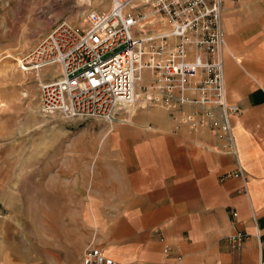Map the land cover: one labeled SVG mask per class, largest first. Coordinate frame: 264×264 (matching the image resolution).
I'll use <instances>...</instances> for the list:
<instances>
[{
    "label": "crops",
    "instance_id": "0c3cea01",
    "mask_svg": "<svg viewBox=\"0 0 264 264\" xmlns=\"http://www.w3.org/2000/svg\"><path fill=\"white\" fill-rule=\"evenodd\" d=\"M222 25L225 86L239 110L232 125L246 191L240 179L224 178L235 161L214 150L207 130L178 125L158 107L130 112L136 126L116 119L132 124L128 132L138 139L131 153L120 144L127 151L111 197L125 205L104 219L103 239L96 241L117 262L176 264L182 256L187 264H264V0H224ZM236 231L248 236L238 249L227 241Z\"/></svg>",
    "mask_w": 264,
    "mask_h": 264
},
{
    "label": "built area",
    "instance_id": "2783aa9c",
    "mask_svg": "<svg viewBox=\"0 0 264 264\" xmlns=\"http://www.w3.org/2000/svg\"><path fill=\"white\" fill-rule=\"evenodd\" d=\"M107 1V9H86L80 26L55 24L21 56V71L37 80L39 115L111 124L137 102L161 108L178 125L207 130L214 150L235 161L224 178L240 179L246 191L232 125L239 110L228 102L225 86L224 0ZM147 27L155 31L146 35ZM50 68L56 74L48 77ZM247 237L236 231L227 241L238 249ZM175 259L187 264L182 256ZM80 264L122 263L91 242Z\"/></svg>",
    "mask_w": 264,
    "mask_h": 264
},
{
    "label": "rangeland",
    "instance_id": "374dc122",
    "mask_svg": "<svg viewBox=\"0 0 264 264\" xmlns=\"http://www.w3.org/2000/svg\"><path fill=\"white\" fill-rule=\"evenodd\" d=\"M25 1L0 0L1 264H80L85 247L103 239L104 219L125 205L111 197L127 151L120 144H129L131 153L138 139L129 123L43 118L37 80L19 67L55 24L80 26L86 9H107L109 2L40 0L26 7ZM153 108L137 102L130 112ZM116 118L136 126L129 114Z\"/></svg>",
    "mask_w": 264,
    "mask_h": 264
},
{
    "label": "bare ground",
    "instance_id": "6f19581e",
    "mask_svg": "<svg viewBox=\"0 0 264 264\" xmlns=\"http://www.w3.org/2000/svg\"><path fill=\"white\" fill-rule=\"evenodd\" d=\"M25 2H26V7H28L31 5L32 6L36 5L37 3L40 2V0H26ZM114 121H116V119H114L112 122H114Z\"/></svg>",
    "mask_w": 264,
    "mask_h": 264
}]
</instances>
